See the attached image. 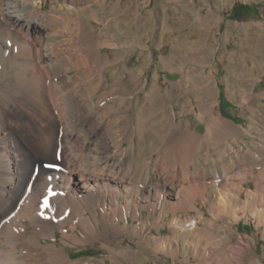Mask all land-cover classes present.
Returning a JSON list of instances; mask_svg holds the SVG:
<instances>
[{"label":"bare ground","instance_id":"6f19581e","mask_svg":"<svg viewBox=\"0 0 264 264\" xmlns=\"http://www.w3.org/2000/svg\"><path fill=\"white\" fill-rule=\"evenodd\" d=\"M93 1L61 0L58 10L66 11L57 13L44 10L34 0H0V43L13 40L10 26L22 38L15 41L19 54L10 60L9 71L0 67V264H96L94 258L74 262L64 245L46 241L56 240L58 232L70 245L99 241L109 252L100 264H108V260L125 264L136 259L135 247L124 244L120 237L125 235L131 240L140 237L137 248L146 253L152 250L156 260L165 261L161 254L166 260L184 255L183 262L188 264L191 239L200 237L199 221L178 218L171 224L172 233L163 237L162 225L156 226L159 233H154L151 219L165 210L170 199L177 200L175 206L181 201L183 208L191 207L195 198L186 195L189 187L194 186L190 197L196 196L194 190L200 194L199 185L216 177L210 172L191 174L189 161L182 154L191 147L199 149L197 143L216 150L218 136L235 138L236 127L216 116L218 100L208 101L216 97V86L199 94L205 100L197 104L198 111L187 90L155 88L145 91L144 96L140 90H131L127 80L120 78L126 74V62L118 68L121 73L110 89L100 91L107 81L104 70L109 67L102 58L101 36H105L104 41L112 38L106 18L99 17L106 1ZM231 2L223 0L224 7ZM68 4L74 10H69ZM97 18L102 27L96 33L92 22ZM218 22L215 14L208 13L200 27L211 28ZM57 31L59 38L63 34L60 47H50L49 37ZM112 40L118 42L114 36ZM213 55L210 51L206 61ZM72 69L77 72L71 74ZM184 77L191 83L201 80L208 87L213 81L205 69L196 76L186 72ZM131 80L137 85L136 76ZM250 90L247 86L248 96ZM182 97L185 106L179 113H171L175 100ZM142 98L147 106H139ZM177 114H197L203 120L208 115L205 136L195 144L181 139L174 146L164 137L153 144L157 157L152 153L142 157L147 119L155 122L158 117H170L176 122ZM262 140L252 165H264ZM171 148L174 166L167 162ZM175 165L183 167V176ZM246 166L239 164L229 171ZM260 181V195L250 190L242 197L236 189L229 211L232 218L240 221L237 214L247 212L258 226L264 223V181ZM210 183V192L216 191L219 184ZM217 211L222 213L209 219L217 222L224 216V209L217 207ZM196 247L193 251L199 264L208 262L203 257L204 244Z\"/></svg>","mask_w":264,"mask_h":264},{"label":"rangeland","instance_id":"374dc122","mask_svg":"<svg viewBox=\"0 0 264 264\" xmlns=\"http://www.w3.org/2000/svg\"><path fill=\"white\" fill-rule=\"evenodd\" d=\"M34 1L42 4L46 11L57 13L66 11L58 10V6L62 4L61 0ZM94 1L91 3L96 4ZM105 1L106 4L101 7L103 9L99 17L106 18L110 36L112 39L113 36L117 38L118 42L108 37L106 42L105 36H101L102 58L108 62L109 67L104 70V80L107 78V81L100 91L110 89L111 84L121 73L118 68L126 62V74L120 78L127 80L131 90L134 89L135 92L140 90L142 96L145 95V91L155 88L174 92L187 90L190 100L197 106L205 100L199 94L216 86L218 89L216 97H210L208 101L218 100L216 116L236 127L235 138L218 136L220 143L216 150L197 143L199 149L191 147L182 154L189 161L188 170L191 174L210 172L216 177L204 181L205 185H199L198 190L202 193L199 191L200 194H197L194 190L196 196L193 194V197H190L194 186L189 187L186 195L191 200L195 198L189 208L188 206L183 208L181 201L177 203L179 206H175L177 200L170 199L164 206L165 210L151 219L154 233L158 234L156 226L162 225L160 236L165 237L172 233L171 224L175 222L174 220L197 219L201 227L199 232L201 238L197 237L195 241L191 239V248H193L188 250L190 258L188 264L200 262L193 251L198 243L204 244L206 256L203 257L208 261L201 264H264V223L258 226L256 219L247 212L238 213L237 215L242 218L237 221L229 212L233 207L232 198L236 195V189L240 191L242 197H245L250 190L256 196L263 190L258 183L261 182L260 179L264 181V165L251 163L253 155L261 150L264 139V0H232L227 7H224L223 0ZM98 5L97 8L101 6ZM218 6H222V9L219 10ZM72 7V4L67 5L69 10H74ZM151 10L152 16L149 15ZM208 13L215 14L219 22L211 28L200 27L205 23ZM87 16L82 13L84 19H87ZM92 23L96 33L99 32V28L102 27L101 20L97 18ZM10 28L13 30V40L7 39L0 43V67L5 71H9L12 57L19 54L15 46L16 39H22L14 26ZM59 32L57 31L56 36L49 37L50 47L54 44L60 47L63 34L60 33L59 38ZM210 51H214V55L210 62H207L206 55ZM117 57H121V60L109 63ZM203 69L212 76L210 87L201 80L194 83L184 80L186 72L196 76ZM76 72V69L70 71L71 74ZM133 76H136L137 85L131 80ZM247 86H251L249 96L246 91ZM142 99L139 106L143 107L147 101ZM176 100L177 103H174L173 108L170 109L171 113L173 110L179 113L185 106L182 102L185 100L184 97ZM167 118L169 120L163 118V121L158 117L155 122L151 118L147 119L149 128L146 129L143 140L142 157L146 158L152 154L157 157V151H152L153 144L164 137L168 139L170 146H174L180 143L181 139L193 140L192 144H195V140L204 137L207 133L208 115L206 120L199 118L197 114L185 117L177 114L176 122L170 117ZM127 144L126 141L125 145ZM169 151L166 154L167 158L169 157L167 162L172 165L173 148ZM133 154L131 152V156ZM239 164L248 166L237 171H229ZM175 167L178 168L179 175L183 176V167L181 165ZM224 170L229 172L224 174L225 176H218ZM210 181L219 184L214 192H210L212 186ZM217 207L224 209L225 214L216 222L209 218L222 213L217 211ZM120 237L124 238V244L132 245L137 250L136 259L125 264H184V255L179 258L169 257L166 260V256L161 254L160 257L165 261L156 260L152 250L146 253L137 248L139 246L136 241L140 240V237H136V240H131L129 235ZM61 238H63L61 232H58L56 240L47 238L46 241H58L56 242L58 245H64L74 262L94 258L95 263L100 264L103 257L109 254L99 241L70 245L67 239ZM46 241L43 240V243ZM108 264L121 263L108 260Z\"/></svg>","mask_w":264,"mask_h":264}]
</instances>
